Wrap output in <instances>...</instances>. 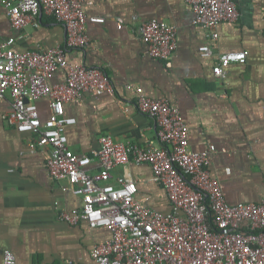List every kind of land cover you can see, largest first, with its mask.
Listing matches in <instances>:
<instances>
[{"label":"crops","instance_id":"0c3cea01","mask_svg":"<svg viewBox=\"0 0 264 264\" xmlns=\"http://www.w3.org/2000/svg\"><path fill=\"white\" fill-rule=\"evenodd\" d=\"M236 22H222L213 41L207 29L193 23L194 12L185 0H85L87 16L105 18L88 23L90 45L69 49L72 61L104 68L115 84L114 94L97 92L65 105L76 118L67 134L73 151L92 154L103 135L141 148L162 146L158 127L139 112L136 94L127 85L140 86L155 99L177 104L190 127V148L203 151L215 145L211 173L228 202L258 203L264 199V0H235ZM152 19L177 28V48L172 58L161 60L148 53L139 26ZM123 27H118V22ZM15 38L14 47L41 50L64 45L66 30L54 18L42 15L39 24L14 28L0 3V39ZM209 43L212 54L201 56L199 47ZM247 51L242 62L232 63L226 78L213 67L220 56ZM170 63V65H168ZM61 70L52 82L64 80ZM42 117L50 114L47 98L37 100ZM12 108L9 93L0 99V263L6 249L17 264H94L93 247L111 238L106 228L90 229L85 221L70 225L59 219L61 210L80 208L83 197L65 188L67 180L49 174L47 157L28 147L31 133L18 132L4 118ZM97 161L89 167L95 173ZM131 176L138 185L137 197L163 213L172 205L164 187L155 183L147 163L131 161ZM124 166L113 171L112 182Z\"/></svg>","mask_w":264,"mask_h":264},{"label":"built area","instance_id":"2783aa9c","mask_svg":"<svg viewBox=\"0 0 264 264\" xmlns=\"http://www.w3.org/2000/svg\"><path fill=\"white\" fill-rule=\"evenodd\" d=\"M185 1L194 12L193 23L207 29L213 41L219 37L217 28L222 22L239 19L235 0ZM0 3L16 29L38 25L44 14L66 30L64 45L41 50L21 51L14 47V37L0 39V99L11 95L12 108L4 118L18 132L31 133L28 147L46 154L50 176L67 180L70 186L65 189L83 197L80 208L61 210L59 219L70 225L85 221L90 229L106 228L112 233L110 239L93 247L94 264H264V199L258 203L227 201L223 185L211 173L216 146L203 151L190 148V127L171 100L149 97L142 87L127 85L136 94L139 112L156 122L162 146L141 148L103 135L92 154L73 151L67 129L76 118L66 114L65 105L86 94L116 91L104 68L72 61L69 55V49L89 47L87 24L104 23L105 18L87 16L85 0ZM118 27H123L122 22ZM138 33L151 57L172 58L177 48L176 26L152 19L142 23ZM199 51L209 57L212 46L202 44ZM247 55V51L221 55L213 67L215 76L226 78L228 67ZM61 70L64 80L53 83ZM42 98L49 101L47 118L37 104ZM94 161L100 168L90 173ZM131 161L151 166L152 180L164 187L172 205L169 213L137 197L138 185L128 170ZM117 166H124V171L112 182ZM0 264H17V258L6 249Z\"/></svg>","mask_w":264,"mask_h":264}]
</instances>
